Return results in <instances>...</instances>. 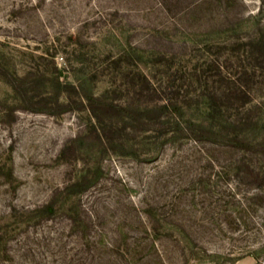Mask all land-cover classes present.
I'll use <instances>...</instances> for the list:
<instances>
[{
	"label": "rangeland",
	"instance_id": "374dc122",
	"mask_svg": "<svg viewBox=\"0 0 264 264\" xmlns=\"http://www.w3.org/2000/svg\"><path fill=\"white\" fill-rule=\"evenodd\" d=\"M260 36L264 0H0V264H69L87 225L138 256L99 246L83 264H264ZM146 80L182 119L226 86L250 100L198 139H108L95 113L124 120L101 102L141 105Z\"/></svg>",
	"mask_w": 264,
	"mask_h": 264
},
{
	"label": "trees",
	"instance_id": "16d2710c",
	"mask_svg": "<svg viewBox=\"0 0 264 264\" xmlns=\"http://www.w3.org/2000/svg\"><path fill=\"white\" fill-rule=\"evenodd\" d=\"M250 46V50H255L254 47H256L259 52H261V56L259 59V64L261 66L264 65V36H260L256 41H252ZM13 86H16L15 83L12 82ZM139 91L143 98V103L141 105L137 106H120L118 108L117 104L108 103L105 101H102L101 104L105 105L102 109L104 112L109 110L113 115H110L111 117L114 116V114L121 116V119L124 120V123L117 126V123L110 122L106 123L105 118L102 117V115L96 114V117L98 119V122L102 125V128L104 130V133L106 134V137L108 139H113L116 136L120 135L121 130L126 129L127 127H132V129L136 130H149L153 129L152 133H147V137L153 136L154 138L160 137L163 134H166L169 130L172 128L177 130H187L189 132L193 133V136L195 139H198L203 136V134L208 133H215L216 132V126L212 122H207V119L205 118H215L218 117L219 114L222 113L224 109H235L238 110V108L245 103H247L250 100L249 94L244 90L243 84H239L238 86L224 87L219 93L217 91H214L213 93L208 94L209 99V111L206 113V117L204 119L195 120L192 118L182 119L180 115L182 114V111H179L180 107H176L174 103L171 100H165L163 99L161 95V91L159 90V87L157 85H154L150 83L148 80H146L145 84L140 85ZM25 99V94L21 95ZM64 104V103H62ZM68 104V103H67ZM33 110H41V109H33ZM93 112L95 111V108L92 107ZM115 112V113H114ZM238 119L234 121L233 125H237ZM218 124V123H217ZM219 129V128H218ZM256 180L257 184L260 187H264V173L259 175V172H256ZM72 186L75 187L74 191H82L86 187V182L84 180H78L72 183ZM45 210L48 212V214L53 215L55 213L53 202L48 201L45 204ZM147 216L150 218V220H156L154 217V211L152 209H148L145 211ZM70 216V215H69ZM71 217V216H70ZM78 228V225H77ZM152 230H154L155 233H158L156 230V226L153 225L150 227ZM90 228L87 225L84 228L79 229L80 234L77 237V240L74 241V244H77V247L74 246L76 249H79V251H83V254H80V256L77 255L74 261V257L69 260V264H83L86 260H91L95 256V250L99 246H102L106 249L111 250H117V252L121 255H132L138 254L137 250H134L131 252L129 250V245L124 247V249H121L119 247L118 243H114L113 241H107L106 242H100L99 240L95 239L92 234H90ZM145 233L142 235H139V237L136 238V240L133 241V244H135L134 248H137L138 245L141 244L142 238L144 239H155L153 233L149 232V229L144 228ZM59 234V233H58ZM67 234V233H66ZM167 232L164 233L166 235ZM68 235V234H67ZM63 237V236H62ZM61 237V238H62ZM97 242H100L99 244ZM81 244H84V246H79ZM101 247V248H102ZM100 248V247H99ZM78 254L79 252L76 251ZM138 256V255H137Z\"/></svg>",
	"mask_w": 264,
	"mask_h": 264
}]
</instances>
